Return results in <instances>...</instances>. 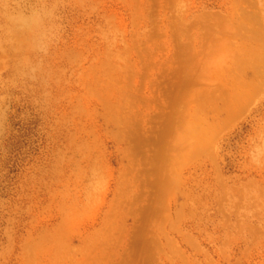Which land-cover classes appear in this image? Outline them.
<instances>
[{"label":"rangeland","instance_id":"1","mask_svg":"<svg viewBox=\"0 0 264 264\" xmlns=\"http://www.w3.org/2000/svg\"><path fill=\"white\" fill-rule=\"evenodd\" d=\"M40 2L46 54L0 33V264H264V0Z\"/></svg>","mask_w":264,"mask_h":264},{"label":"clouds","instance_id":"2","mask_svg":"<svg viewBox=\"0 0 264 264\" xmlns=\"http://www.w3.org/2000/svg\"><path fill=\"white\" fill-rule=\"evenodd\" d=\"M0 33L7 35L13 43L26 48L28 52L41 56L46 54L53 39L52 20L54 8L40 0H0ZM39 64H34L30 56L21 59V71L25 76L35 72ZM250 163L264 164V147H254L249 154Z\"/></svg>","mask_w":264,"mask_h":264}]
</instances>
